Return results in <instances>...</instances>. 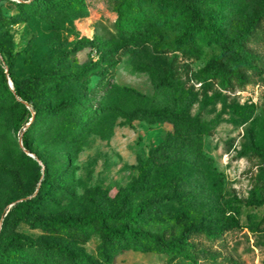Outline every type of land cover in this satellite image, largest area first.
<instances>
[{
    "label": "rangeland",
    "instance_id": "obj_1",
    "mask_svg": "<svg viewBox=\"0 0 264 264\" xmlns=\"http://www.w3.org/2000/svg\"><path fill=\"white\" fill-rule=\"evenodd\" d=\"M17 1L0 0V12L16 13ZM200 6L201 12L218 14L214 25L220 26L229 38L241 32L260 9L259 0H203ZM115 20L111 8L95 0L89 3L85 14L57 12L47 19L31 16L25 23L5 26L0 38L19 60L29 61V65L18 64L14 68L15 78L21 80L28 75L48 73L53 55L59 50H71L81 37L119 42ZM197 43L193 50H179L174 45L156 47L152 41L140 39L125 45L109 62L98 66V53L88 47L68 56L71 68L65 73L71 72L78 79H70L56 96L47 97L43 92L37 99H48L50 103L80 99L95 111L89 115L87 125L77 132L70 130L62 116L38 120L36 129L28 134L31 147L43 158L48 176L64 173L66 187L51 195L55 198L53 204L42 207L45 218L59 212L90 209V200L103 196L110 202L118 190H126L137 181L140 162L172 132L167 122H127L118 115L100 111L102 108L174 106L203 129L187 152V159L199 168L193 177L197 196L183 204L167 205L163 215L185 213L186 221L196 220L212 230L216 227L206 218L208 213L212 217L225 216V223L217 225L219 229L233 219L237 226L223 233L222 238L196 239L197 251L215 253L220 264H264V23L248 45L262 59L263 69L260 75L248 73L244 84L231 81L222 88L218 81L207 79L203 68L218 48L205 45L201 37ZM162 80H168L171 86L157 88ZM127 88L145 97L131 95ZM23 116L21 109H11L7 100H0V217L10 208L11 199L34 197L37 192L36 165L20 161L24 149L15 127L26 126ZM4 168L18 171L21 184L13 181ZM174 224L157 225L155 231L167 229L168 234L171 229H178ZM15 230L36 241L46 235L26 223H20ZM74 247L97 258L100 240L91 232L85 243L76 242ZM197 263L207 264L201 259ZM111 264L192 263L127 251L116 255Z\"/></svg>",
    "mask_w": 264,
    "mask_h": 264
},
{
    "label": "trees",
    "instance_id": "obj_2",
    "mask_svg": "<svg viewBox=\"0 0 264 264\" xmlns=\"http://www.w3.org/2000/svg\"><path fill=\"white\" fill-rule=\"evenodd\" d=\"M92 1L95 0H18L15 2L16 13L4 15L0 12V31L5 26L25 23L31 16L47 19L57 12L85 14ZM99 1L116 14L114 24L119 42L81 37L71 50H59L53 55V65L43 76L32 74L17 80L14 76L16 65L30 63L14 56L0 38V100H7L11 109H21L23 117H26V126L15 127L21 134L24 149L20 161L34 164L38 170L34 175V182L38 185L36 195L11 199L8 203L10 208L0 217V264H111L116 255L127 251L165 255L170 260L192 264H198L200 259L207 264H220L215 253L197 251L194 241L222 238L223 233L237 226L235 220H229L227 227L219 229L217 225L220 227L225 223V216L212 217L208 213L206 218L209 217L212 227H216L212 230L196 220L186 221L188 215L185 213L163 215V208L167 205L183 204L197 196L193 177L199 168L187 159V152L203 129L174 106L157 104L124 110L110 105L100 110L118 115L127 122L136 119L149 123L167 122L172 132L148 151L147 158L139 164L134 184L126 190H118L110 202L106 201V196L91 199L90 209L76 213L59 212L47 218L41 214L43 206L55 202L51 195L66 185L62 179L64 173L48 176L43 158L31 147L28 134L36 129L38 120L55 117L64 116L72 132L87 125L89 115L95 110L80 99L55 103L37 99V95L43 92L47 97L56 96L70 79H78L79 76L65 71L71 68L68 56L83 47L98 53L95 62L98 66L109 62L125 45L140 39L152 41L156 47L174 45L179 50H193L201 37L205 45L218 48V53L203 68L207 79L218 81L222 88L231 81L246 83L248 73L260 75L263 69L262 59L248 45L264 23V0H259L260 9L246 22L245 28L230 38L223 35L220 26L214 25L218 14L201 12L200 2L203 0ZM159 85L171 86L168 80L160 81L157 88ZM126 91L139 98L145 97L131 88ZM4 171L21 184L18 171L9 168H4ZM252 204L260 206L262 202L252 201ZM171 222L178 225L176 231L171 229L168 234L167 229L155 231L157 225ZM20 223L40 228L46 235L36 241L15 230ZM91 232H95L100 240L97 258L74 247L76 242L85 243Z\"/></svg>",
    "mask_w": 264,
    "mask_h": 264
},
{
    "label": "water",
    "instance_id": "obj_3",
    "mask_svg": "<svg viewBox=\"0 0 264 264\" xmlns=\"http://www.w3.org/2000/svg\"><path fill=\"white\" fill-rule=\"evenodd\" d=\"M8 85H9L10 89H12V83H11L10 79H8ZM29 156L33 157L32 155H29Z\"/></svg>",
    "mask_w": 264,
    "mask_h": 264
}]
</instances>
